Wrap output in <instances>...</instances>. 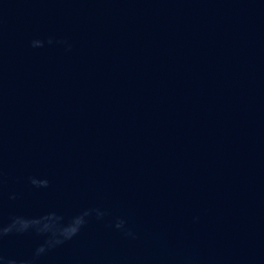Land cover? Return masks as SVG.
<instances>
[{
  "label": "water",
  "instance_id": "95a60500",
  "mask_svg": "<svg viewBox=\"0 0 264 264\" xmlns=\"http://www.w3.org/2000/svg\"><path fill=\"white\" fill-rule=\"evenodd\" d=\"M0 264H264V0H0Z\"/></svg>",
  "mask_w": 264,
  "mask_h": 264
}]
</instances>
